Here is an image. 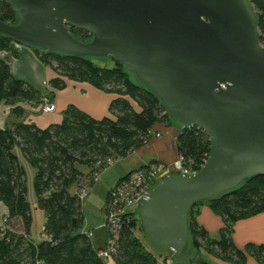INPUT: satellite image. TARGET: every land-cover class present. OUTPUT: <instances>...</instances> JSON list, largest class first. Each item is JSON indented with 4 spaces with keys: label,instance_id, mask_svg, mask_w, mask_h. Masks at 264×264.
Wrapping results in <instances>:
<instances>
[{
    "label": "water",
    "instance_id": "water-1",
    "mask_svg": "<svg viewBox=\"0 0 264 264\" xmlns=\"http://www.w3.org/2000/svg\"><path fill=\"white\" fill-rule=\"evenodd\" d=\"M0 36L48 53L114 59L182 129L209 137L196 174L168 177L139 208L144 236L173 259L200 203L264 176V44L250 0H2ZM84 30L89 41L75 38Z\"/></svg>",
    "mask_w": 264,
    "mask_h": 264
},
{
    "label": "trees",
    "instance_id": "trees-1",
    "mask_svg": "<svg viewBox=\"0 0 264 264\" xmlns=\"http://www.w3.org/2000/svg\"><path fill=\"white\" fill-rule=\"evenodd\" d=\"M250 2L257 13L264 44V0ZM0 20L11 25L19 22L14 9L2 0ZM71 33L83 42L92 37L84 30L71 29ZM13 43L18 42L0 36V51H9ZM35 53L57 75L50 80L49 95L45 94V97L13 76L9 63L0 58V108L2 105L12 107L17 119L26 113L22 104L41 110L44 99L53 103L56 93L67 87V81L89 83L115 94L117 98L111 103V116L102 119L92 118L70 106L61 123L47 128L26 123L24 118L6 127L0 125V204L6 207L0 219V264H105V258L100 256L105 250H96L92 233L85 231L81 195L89 193L108 162L128 157L147 142L156 124L170 123L172 119L161 102L114 59L113 68H102L94 65V59L69 57L36 48ZM176 141L179 157L185 166L199 172L211 155L209 137L198 128H185L179 132ZM25 162L35 170V195L38 207L46 215L40 237L31 232L33 217L28 201ZM79 165L88 172H82ZM162 165L152 161L138 170L149 171ZM138 170L122 177L108 192L106 219L120 208L113 192L129 183ZM163 172L164 169L156 185L164 180ZM204 203L223 219L220 237L213 239L199 225L200 206L197 204L189 214V243L196 250L224 262L246 264L251 257L264 264V244L251 243L241 249L233 240L236 222L264 212V176ZM137 214L128 210L122 215V227L109 256L115 264H159L158 257L146 248L138 235L142 230ZM15 222H21L23 235L14 233L11 227ZM108 237L109 244L112 237L109 229ZM198 262L209 264L201 259Z\"/></svg>",
    "mask_w": 264,
    "mask_h": 264
},
{
    "label": "crops",
    "instance_id": "crops-1",
    "mask_svg": "<svg viewBox=\"0 0 264 264\" xmlns=\"http://www.w3.org/2000/svg\"><path fill=\"white\" fill-rule=\"evenodd\" d=\"M24 50L25 49H22L20 44L13 43L11 44L9 51H0V58L6 60L9 63L13 76L23 81H25L23 77L19 76L22 75L20 73L22 65H20L21 60H19V57L20 53H23ZM34 55L37 56L35 50ZM37 59H39L38 56ZM40 62L41 61L38 60L32 63V72L35 76H41L40 79L43 80L45 76L48 80L57 77L51 68L47 67L41 62L43 64L42 66ZM43 80H41L39 83L43 84ZM48 80L47 82H44L46 85L48 83V86L45 88L46 91L49 89L50 80ZM26 83L29 84L28 82ZM44 85L45 84L42 86ZM43 96L45 97L46 95L44 94ZM115 98H117L115 94L100 90L89 83L67 81V87L58 91L52 100L57 108L55 112L45 114L38 107L28 104H22L21 106L26 111L23 117L26 123H35L40 128H47L52 124L61 123L65 110L70 106L77 107L79 110L85 112L95 119L109 117L111 116L110 106ZM23 118L17 119L12 113V107L10 106L2 105L0 108V125L2 127H6L7 125L9 126L14 122H20L23 120ZM172 125L173 122L156 124L152 130L151 137L147 140V142L141 148H139V150L133 152L134 154H136V152L138 154L137 160L135 162L136 166L132 167V169L125 168L124 171L126 170L128 173L136 171L152 161L162 163L165 168L169 167L173 163H176L177 167L180 157L177 150L176 140L177 135L182 130V128L178 126L177 131ZM122 175L123 174L118 175L117 177H124ZM163 177V179H166L171 177V175L166 174V176ZM121 178H119V180ZM108 187H111L110 190L114 188L113 186ZM197 221L199 225L205 228L211 235H219L221 228L224 226L223 219L214 213L208 203H204L200 207V213L197 217ZM85 231L91 232L87 228H85ZM233 240L236 246L241 249H244L246 245L251 243L255 245L264 244V212L257 213L253 216L236 222L233 227ZM212 258L215 264H233L221 261L214 257ZM246 264L261 263L250 257Z\"/></svg>",
    "mask_w": 264,
    "mask_h": 264
},
{
    "label": "rangeland",
    "instance_id": "rangeland-1",
    "mask_svg": "<svg viewBox=\"0 0 264 264\" xmlns=\"http://www.w3.org/2000/svg\"><path fill=\"white\" fill-rule=\"evenodd\" d=\"M20 45L22 46V49L25 50L23 53H20V57H19V60H21L20 65H22V69H20V73L22 75L19 76H22L26 82L31 84L33 88L40 91L42 94L49 95V91L48 90L46 91L45 89L46 86H48V83L47 85L46 83H44L45 81L47 82L48 80L46 79L47 77L45 76L43 80L40 79L41 76L37 77L32 72L33 70L32 63L39 60L37 59V56L34 55L35 48L25 44H20ZM93 63L97 67H102V68H113L115 66V62L111 58H106V59L95 58L93 60ZM41 80H43V84H45L44 86H42L43 85L42 83H39ZM171 122H173L172 125L173 128L178 131V126L180 127V125L177 123V121L172 120ZM137 155L138 154L136 152V154L132 153L126 158H117L112 163L108 162L106 168L101 173H99L95 184L92 186V188H90L89 193L86 192V196L82 201L83 212L86 218L85 228L91 231L92 243L96 250H102V249L106 250L109 240L108 228L105 227L106 197L111 188L108 186L114 187L117 184L119 178H121L117 176L121 174H123L122 176H125L128 173V171L126 170L124 171L125 168L132 169V167L136 166L135 162L137 160ZM173 164L167 168L164 167L163 176L169 174L172 177H179V172H177L178 170H176L177 168L176 163L174 165ZM25 166L27 172L26 184L28 188V201L31 204L32 217H33L31 232L34 236L40 237V235L44 232L46 215L44 211L38 207V203L35 195V190H34L35 170L31 168L26 162H25ZM79 168L84 173L88 172V169L82 167L81 165H79ZM199 206L201 207L202 204L200 203ZM130 211H136L138 213L137 214L138 217L139 215L138 210L130 209ZM5 212H6V207L4 206V204H0V219L3 217ZM11 228L14 230V233H18L20 235L24 234L23 232L24 230L22 228L21 222L13 223ZM138 235L142 239L146 248L149 251L153 252L158 257L159 264H199L198 262L199 259L204 260L209 264H215L211 256L205 254L203 251L196 250L191 243L187 245L184 255L182 257L173 259L169 254L164 253L159 249H157L156 247H154L144 236L143 233L139 232ZM211 237L213 239L218 240L220 236L217 234H213L211 235ZM167 258L168 260L166 263L165 260ZM104 262L105 264H115L112 258L105 259Z\"/></svg>",
    "mask_w": 264,
    "mask_h": 264
},
{
    "label": "built area",
    "instance_id": "built-area-1",
    "mask_svg": "<svg viewBox=\"0 0 264 264\" xmlns=\"http://www.w3.org/2000/svg\"><path fill=\"white\" fill-rule=\"evenodd\" d=\"M56 105L51 103L48 99H44L41 110L45 114H50L56 111ZM159 136V135H158ZM112 163V162H111ZM164 166H156L153 169L138 170L132 177L129 183L116 189L113 192L115 202L120 205V208L114 213L110 214L106 219L105 226L109 229L112 237L108 244L109 249L102 251L100 256L108 259L111 253V249L115 247L116 240L119 236V231L122 227V215L128 210L135 209L139 211L140 206L144 202L145 198L152 191L156 185V181L159 179ZM176 170L179 172V177H188L196 175L198 171H193L185 166L183 159H180ZM86 196V192L82 193L81 199ZM136 212V211H135Z\"/></svg>",
    "mask_w": 264,
    "mask_h": 264
}]
</instances>
